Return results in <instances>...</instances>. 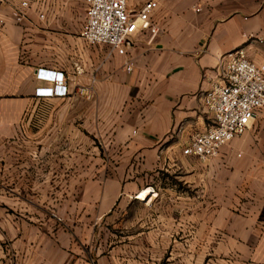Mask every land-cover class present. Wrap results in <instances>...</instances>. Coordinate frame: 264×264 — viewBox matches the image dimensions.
Segmentation results:
<instances>
[{"label": "crops", "instance_id": "1", "mask_svg": "<svg viewBox=\"0 0 264 264\" xmlns=\"http://www.w3.org/2000/svg\"><path fill=\"white\" fill-rule=\"evenodd\" d=\"M21 1L0 0V264H264V113L217 158L183 154L227 57L264 64V0H131L160 34L125 55L81 37L85 0L17 23ZM40 69L68 97H36Z\"/></svg>", "mask_w": 264, "mask_h": 264}, {"label": "built area", "instance_id": "2", "mask_svg": "<svg viewBox=\"0 0 264 264\" xmlns=\"http://www.w3.org/2000/svg\"><path fill=\"white\" fill-rule=\"evenodd\" d=\"M131 0H85L86 23L81 37L91 47H104L125 55L130 39L138 33L148 32L150 43L160 34L152 22L157 9L155 1H149L139 11L129 9ZM43 5L45 0H35ZM32 0H22L20 8L13 10L17 23H22L31 8ZM41 20L46 18L39 12ZM132 64L127 70L132 71ZM224 82L205 96V106L213 117V125L204 133L194 135L184 149L185 156L207 162L220 155L222 148L247 133L252 122L264 113V64L251 62L244 51L227 57ZM36 77L48 86L39 88L36 97L66 98L68 88L62 73L38 70Z\"/></svg>", "mask_w": 264, "mask_h": 264}, {"label": "rangeland", "instance_id": "3", "mask_svg": "<svg viewBox=\"0 0 264 264\" xmlns=\"http://www.w3.org/2000/svg\"><path fill=\"white\" fill-rule=\"evenodd\" d=\"M215 245H212V254H214V249H215ZM205 264H247V263H238V262H222L219 260H214V258L212 257L211 261H206Z\"/></svg>", "mask_w": 264, "mask_h": 264}, {"label": "bare ground", "instance_id": "4", "mask_svg": "<svg viewBox=\"0 0 264 264\" xmlns=\"http://www.w3.org/2000/svg\"><path fill=\"white\" fill-rule=\"evenodd\" d=\"M141 198H142V199H145V198H146V195H143Z\"/></svg>", "mask_w": 264, "mask_h": 264}]
</instances>
